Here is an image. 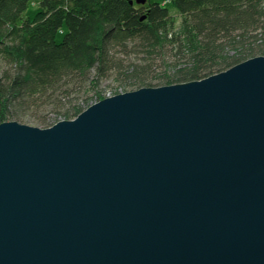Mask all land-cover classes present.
<instances>
[{
  "label": "water",
  "instance_id": "1",
  "mask_svg": "<svg viewBox=\"0 0 264 264\" xmlns=\"http://www.w3.org/2000/svg\"><path fill=\"white\" fill-rule=\"evenodd\" d=\"M0 264H264V55L1 122Z\"/></svg>",
  "mask_w": 264,
  "mask_h": 264
},
{
  "label": "trees",
  "instance_id": "2",
  "mask_svg": "<svg viewBox=\"0 0 264 264\" xmlns=\"http://www.w3.org/2000/svg\"><path fill=\"white\" fill-rule=\"evenodd\" d=\"M29 2L0 0V69L11 71H0V123L14 119L11 108L47 103L56 91L94 86L91 72L105 75L120 65L110 49L126 41L150 52L168 46L175 55L182 51L186 63L165 75L160 86L202 79L264 55V0H171L181 16L178 24L160 1L39 0L33 18L25 14ZM132 64L134 87H151L144 80L150 64ZM82 110L65 111L64 119Z\"/></svg>",
  "mask_w": 264,
  "mask_h": 264
},
{
  "label": "rangeland",
  "instance_id": "3",
  "mask_svg": "<svg viewBox=\"0 0 264 264\" xmlns=\"http://www.w3.org/2000/svg\"><path fill=\"white\" fill-rule=\"evenodd\" d=\"M148 1H160L161 4L168 7L169 14L172 16V19L176 24H178V22L181 20V16L176 8L172 5L171 0ZM134 3L136 4L135 0ZM38 9L39 0H30L25 14L33 18ZM61 38L62 36L58 35L57 39L61 40ZM129 42L130 41H126L125 44L122 45L115 44L114 47H111L110 49V53H112L113 57L117 59V61H119L120 65L116 64L115 66H111L110 70H108L105 75L98 76L96 75L95 71L91 72L90 79H94V81H96L94 83V86H92L93 84L90 85L88 83L84 85L83 89L80 91H68V93H66L67 90H65L64 92L66 94L63 95L60 93L62 91L54 92L49 101L53 102L56 107L48 105L49 101L45 103L44 99L38 100L36 104H33L30 107L22 108L18 106L17 108H11V112L13 113H9L10 115H14L15 117L10 121H16L21 124H27L39 128H47L55 124L57 121L64 119L63 112L65 111H68L70 109H72L73 111V108L78 107L84 110L92 103H95L104 97H109L118 93H122L124 91H132L138 89L134 87V85L137 83L135 80L136 78L133 77L129 79V72L131 71V68L133 66L132 63L137 66L150 64L149 74L145 76L144 80L149 81L148 83H151V87L160 86L161 81L165 80V75L173 76L175 73V69L181 67L182 63H186V57L182 54V51L180 52V54L176 52L177 54L175 55L173 54L175 51H173V49L169 46L163 47V49H160L159 52H157L156 50L150 52L149 50H145L144 47L141 46L138 42ZM162 52L163 54L161 55V57L163 58H157ZM186 53L187 52H185V54ZM145 56L149 57L150 60L146 61L147 58L145 59ZM4 66L5 65H3L0 71L6 69L8 73H11L9 67ZM171 84L173 83L161 84V86ZM73 114L74 112L71 113V116H74ZM75 117H72L71 119ZM44 121L46 122V124H42Z\"/></svg>",
  "mask_w": 264,
  "mask_h": 264
}]
</instances>
